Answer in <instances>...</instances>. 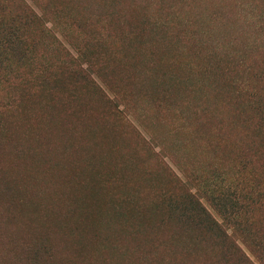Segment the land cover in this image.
<instances>
[{"label": "rangeland", "instance_id": "1", "mask_svg": "<svg viewBox=\"0 0 264 264\" xmlns=\"http://www.w3.org/2000/svg\"><path fill=\"white\" fill-rule=\"evenodd\" d=\"M257 185L264 0H0V264H251L176 239L192 197L256 264Z\"/></svg>", "mask_w": 264, "mask_h": 264}, {"label": "trees", "instance_id": "2", "mask_svg": "<svg viewBox=\"0 0 264 264\" xmlns=\"http://www.w3.org/2000/svg\"><path fill=\"white\" fill-rule=\"evenodd\" d=\"M257 175V173H254L255 182ZM255 190L258 200H260V202H264V190L259 185H257V189ZM224 199L225 202L223 201ZM240 201L241 202L239 203L233 202L232 199H229L228 201L226 198H213L211 201V206L221 219L220 222H217L204 207V205H202L196 199L194 200L193 197L189 198L187 204L182 203L181 207L176 208L177 211H179L177 225H180L181 227L177 228L176 239L180 241L181 238L184 237V234L189 235V231L196 228L202 233L203 238H187L189 247L190 245H202L204 248H207L208 245L204 246L203 244L213 243L215 246L218 245L222 249L225 248L224 243H227L229 245L228 247L232 251L238 252L247 262L252 264L253 262H250L243 251L235 244L234 236L236 231L231 229L232 219L237 218L238 215L243 212V210L246 212H251V208L253 207V205L250 203L243 204L241 198ZM254 224H256V221ZM225 228L231 230L232 237L226 235L227 233ZM239 232L240 234L238 236H240V241L250 252H252L254 259L256 260V264H264V254L262 253V250L264 249V237L261 235L258 236L256 233H251L249 227L242 229Z\"/></svg>", "mask_w": 264, "mask_h": 264}]
</instances>
